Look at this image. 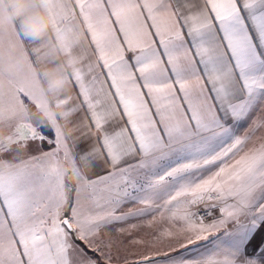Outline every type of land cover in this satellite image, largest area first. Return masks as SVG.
<instances>
[{
  "label": "snow or ice",
  "instance_id": "snow-or-ice-1",
  "mask_svg": "<svg viewBox=\"0 0 264 264\" xmlns=\"http://www.w3.org/2000/svg\"><path fill=\"white\" fill-rule=\"evenodd\" d=\"M41 6L55 37L0 10V264H264V0ZM72 31L66 123H34Z\"/></svg>",
  "mask_w": 264,
  "mask_h": 264
},
{
  "label": "clouds",
  "instance_id": "clouds-1",
  "mask_svg": "<svg viewBox=\"0 0 264 264\" xmlns=\"http://www.w3.org/2000/svg\"><path fill=\"white\" fill-rule=\"evenodd\" d=\"M42 0H0V10H4L7 16L14 21H19L21 28L29 36L36 37L37 40L47 37H55L52 29L51 12L42 7ZM27 12V14H25ZM82 33L76 31L66 32L61 39L56 42V54L60 63L42 65L38 72L41 73L43 87L39 89V94L47 99V103L42 108H36L34 115L40 124L60 123L65 125V121L59 119L61 113L68 111V105L62 103L66 95L71 91L66 73L79 67L82 57L78 53L67 54L68 47L73 41L81 39ZM44 74H47L46 76ZM9 80L6 76H0V90L7 91ZM10 111V105L0 99V119ZM7 127V126H4ZM10 135L4 134L0 129V140Z\"/></svg>",
  "mask_w": 264,
  "mask_h": 264
},
{
  "label": "crops",
  "instance_id": "crops-1",
  "mask_svg": "<svg viewBox=\"0 0 264 264\" xmlns=\"http://www.w3.org/2000/svg\"><path fill=\"white\" fill-rule=\"evenodd\" d=\"M71 94H73V95L76 94V89H75V87H73ZM31 111H32V113L34 114V113L36 112V108H35L34 106H32V107H31ZM257 115H264V114H259V113H258ZM33 122H34V123L37 122V119H36V116H35V115H33ZM248 123L250 124L251 121H249ZM247 126H248V125L246 124L244 127H242V128L239 130V131H240L239 134H240L241 132H242V134H243ZM69 127H71V124H69ZM0 129L3 130L4 134H8V133H10V132L12 131L11 128H9V127H4V126H0ZM261 134H264V133H261ZM45 149L47 150V147H46ZM21 155L26 156V155H28V153L25 152V153H22ZM128 223H137V221H129ZM121 226L126 227L127 225H116V227H121ZM164 227H171V225L168 224L166 221L158 220V221L155 222V224H154V226H153L152 229L141 228V229H142L141 232L135 230V231H133V236H148V238H149V236L151 235V233L154 232L156 229H160V228H164ZM258 239H259V238H257V240H258ZM202 243H203V242H202ZM253 247H254V245H253Z\"/></svg>",
  "mask_w": 264,
  "mask_h": 264
},
{
  "label": "rangeland",
  "instance_id": "rangeland-1",
  "mask_svg": "<svg viewBox=\"0 0 264 264\" xmlns=\"http://www.w3.org/2000/svg\"><path fill=\"white\" fill-rule=\"evenodd\" d=\"M240 134H242V132ZM46 147L47 146H45V148ZM137 231L141 232L142 229L140 228ZM136 237H139L142 239H148V236H136ZM124 239H125V242L127 243L129 238L124 237ZM145 251H150V249H148L145 245H134L131 243H127V250L125 252H122L121 256L117 260V264H123V260L125 256H127V259L129 261H133L138 258V254L145 252Z\"/></svg>",
  "mask_w": 264,
  "mask_h": 264
}]
</instances>
